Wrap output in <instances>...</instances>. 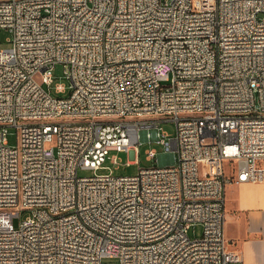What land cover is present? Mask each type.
<instances>
[{
	"label": "built area",
	"instance_id": "built-area-1",
	"mask_svg": "<svg viewBox=\"0 0 264 264\" xmlns=\"http://www.w3.org/2000/svg\"><path fill=\"white\" fill-rule=\"evenodd\" d=\"M1 28L0 264H243L225 189L264 181V0H0ZM152 141L171 158L95 172Z\"/></svg>",
	"mask_w": 264,
	"mask_h": 264
},
{
	"label": "crops",
	"instance_id": "crops-1",
	"mask_svg": "<svg viewBox=\"0 0 264 264\" xmlns=\"http://www.w3.org/2000/svg\"><path fill=\"white\" fill-rule=\"evenodd\" d=\"M223 231L243 264H264V181L226 185Z\"/></svg>",
	"mask_w": 264,
	"mask_h": 264
},
{
	"label": "rangeland",
	"instance_id": "rangeland-1",
	"mask_svg": "<svg viewBox=\"0 0 264 264\" xmlns=\"http://www.w3.org/2000/svg\"><path fill=\"white\" fill-rule=\"evenodd\" d=\"M10 32L5 29H0V49L1 48H8L10 46L9 42ZM64 65L62 63H55L51 68V75H52V86L55 83H64L65 84V91L57 93L53 90V87L50 89V93L54 96H67L69 93L68 88V81L63 76ZM39 79V78H38ZM162 84H168L167 81H163ZM162 128L172 136L174 134L175 124L173 121H162L161 122ZM17 141V129L14 126H9L6 133V142L8 145H15ZM155 147L158 151V159L152 158L150 160L145 158V149L147 147ZM162 146L159 143L152 141L151 143L143 142L138 144L136 147H130L127 151H116L110 150L106 159L102 162L104 167L97 169L96 173H105L111 170L115 175H131L137 172L140 166H148V165H156L158 160L167 161L171 158V156L167 153L161 152ZM115 156L118 161V166L115 165L111 161V157ZM127 161H132L131 163H127ZM94 172L90 169H78L79 175H92ZM27 210H21L19 216L23 218L27 215ZM201 233V226L194 225L191 226L188 230V234L190 237L199 236ZM102 264H116V260L114 258L103 257Z\"/></svg>",
	"mask_w": 264,
	"mask_h": 264
}]
</instances>
